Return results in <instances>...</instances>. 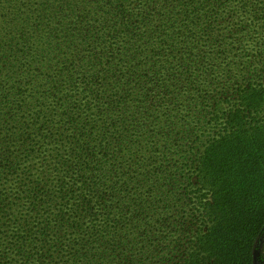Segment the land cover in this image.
<instances>
[{
    "label": "trees",
    "instance_id": "trees-1",
    "mask_svg": "<svg viewBox=\"0 0 264 264\" xmlns=\"http://www.w3.org/2000/svg\"><path fill=\"white\" fill-rule=\"evenodd\" d=\"M264 0H0V264H264Z\"/></svg>",
    "mask_w": 264,
    "mask_h": 264
},
{
    "label": "rangeland",
    "instance_id": "rangeland-1",
    "mask_svg": "<svg viewBox=\"0 0 264 264\" xmlns=\"http://www.w3.org/2000/svg\"><path fill=\"white\" fill-rule=\"evenodd\" d=\"M257 250L260 251L262 254L264 253V228L259 236V241L257 243Z\"/></svg>",
    "mask_w": 264,
    "mask_h": 264
}]
</instances>
